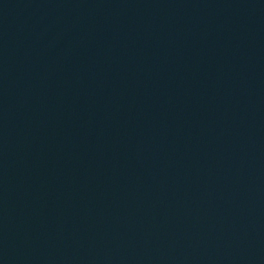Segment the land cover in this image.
<instances>
[{"label": "water", "instance_id": "obj_1", "mask_svg": "<svg viewBox=\"0 0 264 264\" xmlns=\"http://www.w3.org/2000/svg\"><path fill=\"white\" fill-rule=\"evenodd\" d=\"M262 82L264 0H0V264H60Z\"/></svg>", "mask_w": 264, "mask_h": 264}]
</instances>
